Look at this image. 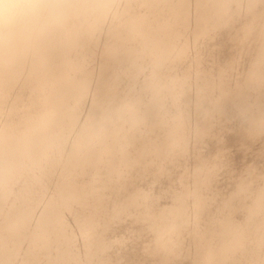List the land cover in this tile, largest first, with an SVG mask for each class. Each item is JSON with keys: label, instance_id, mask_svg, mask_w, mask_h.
<instances>
[{"label": "clouds", "instance_id": "obj_1", "mask_svg": "<svg viewBox=\"0 0 264 264\" xmlns=\"http://www.w3.org/2000/svg\"><path fill=\"white\" fill-rule=\"evenodd\" d=\"M0 264H264V0H0Z\"/></svg>", "mask_w": 264, "mask_h": 264}]
</instances>
